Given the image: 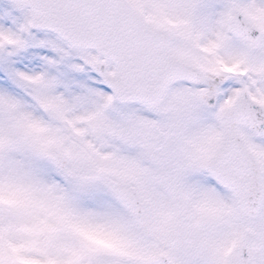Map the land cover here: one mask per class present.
Listing matches in <instances>:
<instances>
[{
  "label": "snow or ice",
  "instance_id": "snow-or-ice-1",
  "mask_svg": "<svg viewBox=\"0 0 264 264\" xmlns=\"http://www.w3.org/2000/svg\"><path fill=\"white\" fill-rule=\"evenodd\" d=\"M9 3L0 264H264V0Z\"/></svg>",
  "mask_w": 264,
  "mask_h": 264
},
{
  "label": "rangeland",
  "instance_id": "rangeland-1",
  "mask_svg": "<svg viewBox=\"0 0 264 264\" xmlns=\"http://www.w3.org/2000/svg\"><path fill=\"white\" fill-rule=\"evenodd\" d=\"M9 11H11L9 0H0V17H3Z\"/></svg>",
  "mask_w": 264,
  "mask_h": 264
}]
</instances>
